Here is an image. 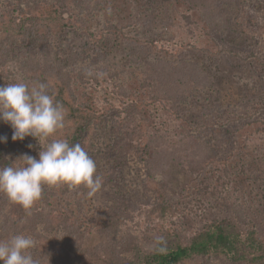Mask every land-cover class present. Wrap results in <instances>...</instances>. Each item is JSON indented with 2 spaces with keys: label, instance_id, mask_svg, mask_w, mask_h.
I'll list each match as a JSON object with an SVG mask.
<instances>
[{
  "label": "rangeland",
  "instance_id": "1",
  "mask_svg": "<svg viewBox=\"0 0 264 264\" xmlns=\"http://www.w3.org/2000/svg\"><path fill=\"white\" fill-rule=\"evenodd\" d=\"M21 1L0 0V12L16 17L18 6H25L31 0ZM61 2L64 18L77 27L65 29L58 44L88 54L90 58L96 55L81 69L98 71V74L103 69L108 76L118 74L123 88L134 93L140 92L138 86L142 84L145 70L149 67L158 69L163 63H170L173 68L182 64L194 65L199 73L207 76L208 82L203 77V89H198L185 105H179L176 111H160L158 119L150 121L154 128L175 127L179 135L187 138L195 129L185 122L192 121L200 128L208 124L209 129L196 133L201 137V144L206 146L208 143L204 141H209L214 145L210 144L208 150L206 147L207 152L197 167L172 164L163 171L171 189L170 206L177 205L182 209L186 205L189 210L186 209L184 215L171 211L165 219L158 220L149 213L153 197L142 188L141 164L122 161L124 154L118 151L116 139H110L98 123L95 137L91 136L87 148L96 163V175L103 180L102 187L89 195V190L83 186L72 189L65 186L59 192L56 186L44 185L42 192L46 194L42 193L37 207L31 212L32 219L34 214L39 217L33 220L31 231L23 232L26 229L20 231L11 226L12 203L9 201L0 211V232L9 231V239L19 234L31 237L35 246L30 251L39 264H51L43 259L45 244H39L40 236L57 245L78 244L79 251H72L73 258L80 259L83 264H100L94 253L102 256L108 250L107 240L99 232H87L88 228L82 225L85 221L80 218L92 212L104 213L106 206L115 210L120 207L127 213L119 224L118 237L131 236L132 242L136 241L133 244L140 250L172 244L174 232L191 236L214 218L231 220L234 225H239L237 214L248 218L242 229L253 225L256 232L264 236V81L253 61L239 60L229 51L237 48V40L243 36L241 27L236 24L237 15L251 6L248 5L251 0H222L211 20L203 18L208 0H61L57 8ZM251 12L257 20L264 19L259 11ZM83 26L88 31H79ZM113 26L122 32L121 37L102 35L104 31L114 30ZM54 39L43 38L41 43L59 47ZM24 50L6 55L4 65L5 71H12V78L24 83L27 79L18 62L20 53L21 59L24 55L30 59H43L58 52L51 47H40L39 51L32 47ZM16 54L17 59L11 57ZM102 84L91 85L85 96H76L80 103H94L99 115L106 110L107 100L117 89L116 83ZM0 128L6 135L11 126L0 121ZM30 137H25L26 142L31 141ZM122 204L128 207L121 208ZM58 210L64 216L71 213L67 226L52 221ZM24 222L21 225H26ZM159 227L167 230L166 240L158 236ZM125 256L131 258L129 254ZM60 261L55 259L54 262L59 264ZM185 264L235 263L225 258L196 257Z\"/></svg>",
  "mask_w": 264,
  "mask_h": 264
},
{
  "label": "trees",
  "instance_id": "2",
  "mask_svg": "<svg viewBox=\"0 0 264 264\" xmlns=\"http://www.w3.org/2000/svg\"><path fill=\"white\" fill-rule=\"evenodd\" d=\"M60 1L31 0L25 6L22 4L18 6L16 17L6 12H0V86L21 82L12 78V71L10 73L7 72L8 70L5 71L6 55L27 50L29 47L38 51L40 47L43 49L51 47L58 51L59 53L53 52L51 56L47 55V58L43 57V59L35 57L30 59L25 55L21 59L20 53V59H18L27 79L26 84L30 88L38 83L46 84L47 93L63 106L65 127L59 130L53 138H66L71 144L81 143L82 148L89 155L87 143L91 136H94L98 123H101L109 138L116 139L118 151L124 154V159L121 160L126 164L133 162L141 164L144 174L142 188L153 197L149 211L151 217L163 220L171 211H179L184 215L186 209L189 210L188 206L185 205L182 209L177 205L170 206L168 195L171 189L167 175L163 171L170 168L172 164L181 167H197L201 161L200 158L207 152L206 147L208 150L212 144L209 141H204L208 143L206 146L201 144L203 142L199 141L201 137L199 138L197 133L200 134L205 128L209 129L210 127L208 124H203L200 128V126L196 127L192 121L185 122L195 129L187 138V136L179 135L175 127L159 126L154 128L150 119H158L157 113L160 111H176L179 105H185L198 89H203V77L206 82L209 81V78L199 73L194 65H181L179 62L181 67L173 68L170 63H163V66L158 69L149 67L145 70L142 74V84L138 86L140 92L134 93L130 92L131 89L123 88L118 74L117 76H108L109 73L106 70L103 72V69L100 74L98 71L88 72L86 69H81L87 60L93 61L96 55L93 53L94 56L90 58L88 54L58 44L65 29L77 27L70 23L68 18H64L63 2L57 8ZM208 1L203 18L211 20L215 15L214 10L220 6L222 0ZM248 5L251 6L247 7ZM248 5H246L247 9L240 12L236 18V24L241 27L243 33L239 34L243 36L237 40V48L229 51L239 60L253 61V64L258 67V74L264 81V19L257 20L254 18V13L251 12V10H257L264 18V0H251ZM113 28L114 30L104 31L102 35L107 33L113 34L115 37L123 35L117 26H113ZM87 29L86 26H83V29L80 28L79 31H88ZM47 37L55 38L54 41H58L56 43L59 47L41 43V40ZM11 57L17 59V54ZM76 71H78L77 74H75ZM103 82L116 83L115 86H117L114 95L109 101L107 100L106 110L101 114L108 119L107 122L102 120L94 103L91 105L85 102L80 103L77 98V95L80 94L81 96L87 95V92L91 90V85L98 87L100 83L102 86ZM11 129L7 130L5 135L0 128V137H6V141H0V168L21 165L23 155L38 159L39 151L46 146L41 147L33 137H30V142L28 140L26 142V139L13 141ZM172 132L173 135H171ZM213 132L216 133L217 130ZM53 138H50L48 142H51ZM212 139L216 138L212 137ZM34 143L35 146L32 145ZM127 157L131 159L128 160ZM65 186H59V192H62ZM9 201L8 197L0 192V211L4 210ZM11 203V226L20 231L26 229L23 232L31 231L32 223L39 218L35 214L33 216L35 220L31 218V212L37 207L38 202L27 211L19 204ZM127 207L122 204L121 208ZM105 209L104 213L92 212L85 216L82 215L83 217L80 218L85 221L81 223L88 228L87 232H99L100 236L107 240L108 250L104 251L102 256H99L98 252L94 253L100 264H185L196 257L225 258L235 264H264V236H260L253 225L250 228L247 226L248 228L242 229L241 226L246 223L245 219L248 218L241 214L236 215L240 221L239 225H234L231 220L214 218L191 236L174 232L175 242L172 244L140 250L133 244L136 241L132 242L131 236L118 237L119 224L122 219L127 217V213L121 211L120 207L115 210L106 206ZM62 213V211H56L52 221L57 225L61 223L67 226L71 213L68 212L69 215L65 216ZM22 222L27 225V228L26 225H21ZM162 230L164 229L159 227L158 236L166 240L165 233L168 232ZM8 236L9 231L3 230L0 232V241H9ZM40 242L45 244V258L43 257L45 261L57 264L54 262L55 259H61L59 264H83V261L73 258L72 255V251H79L78 244L65 242L63 245H57L42 236L39 237V244H41ZM125 254L131 255V258H127Z\"/></svg>",
  "mask_w": 264,
  "mask_h": 264
},
{
  "label": "clouds",
  "instance_id": "3",
  "mask_svg": "<svg viewBox=\"0 0 264 264\" xmlns=\"http://www.w3.org/2000/svg\"><path fill=\"white\" fill-rule=\"evenodd\" d=\"M0 121L13 129V141L31 136L41 147L46 145L38 159L23 155L21 165L0 168V192L11 202L27 211L41 199L44 185H66L69 189L83 186L89 195L102 187L95 161L80 144L53 138L65 127V112L47 93L46 84L31 88L24 82L0 86ZM0 141H6V137H0ZM34 246L35 241L23 234L0 241V264H39L30 251Z\"/></svg>",
  "mask_w": 264,
  "mask_h": 264
}]
</instances>
